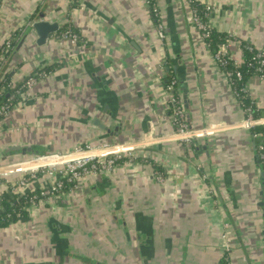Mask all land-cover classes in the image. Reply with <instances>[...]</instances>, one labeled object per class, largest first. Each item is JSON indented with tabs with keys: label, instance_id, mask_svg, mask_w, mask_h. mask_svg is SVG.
<instances>
[{
	"label": "crops",
	"instance_id": "crops-1",
	"mask_svg": "<svg viewBox=\"0 0 264 264\" xmlns=\"http://www.w3.org/2000/svg\"><path fill=\"white\" fill-rule=\"evenodd\" d=\"M198 1L211 7L204 19L225 35L220 47L231 57L240 58L246 45L264 50V0ZM152 2L163 12L164 36ZM152 2L2 1L0 51L8 39L18 42L4 56L0 80L20 85L39 72L48 75L3 118L0 161L8 162L0 167L16 163L15 146L33 145L39 154L86 144L134 149L110 174H88L32 204L27 216L0 224V264H223L228 227L234 247L227 244L226 251L237 253L239 264L259 263L261 169L244 107L186 1L160 0V8ZM39 20L59 22L43 45L32 28ZM67 28L79 34L76 45L59 38ZM172 78L188 125L216 124L214 134L189 143L175 139ZM246 88L264 119V77L251 75ZM22 175L0 173V209L3 198L18 192ZM54 180L40 173L24 191Z\"/></svg>",
	"mask_w": 264,
	"mask_h": 264
},
{
	"label": "built area",
	"instance_id": "built-area-1",
	"mask_svg": "<svg viewBox=\"0 0 264 264\" xmlns=\"http://www.w3.org/2000/svg\"><path fill=\"white\" fill-rule=\"evenodd\" d=\"M3 0H0V6ZM192 0H190L191 2ZM152 2V0H151ZM207 11L205 16H209L211 13V7L207 6ZM152 11L159 17V9L155 6L154 2H152ZM194 12V23L199 27L202 32L204 39L206 40L211 34V27L206 23L205 19L199 14L197 8H193ZM159 28L164 36V28L161 22L159 23ZM60 39L68 40L71 44L76 45L79 41V34L72 28H67L58 34ZM15 43L8 39L3 45L0 51V67L2 65L4 56L12 49H14ZM218 46V49L214 52V56L219 66L224 69L225 74L234 88V91L239 98L240 92L247 91L246 86L242 87L240 91L237 89V84L239 81L243 80V66L254 69L255 74L264 77V50L256 49L252 45H246L241 49V57L233 58L231 57L227 51L222 50V48ZM247 53H251L250 56H246ZM48 75L46 71L39 72L38 74L29 76L21 86L13 85L12 83L4 84L5 81L0 80V126L2 124L3 118H5L11 108V102L3 101V94L7 91V88L16 89L17 92H20L21 88H25L29 90L33 88L37 81L40 78H44ZM177 80L172 78L167 83V88L171 92V118L174 125L173 135L175 139L184 141V142H192L194 139L209 136L214 134L218 130V125H210L206 128H191L188 125L184 105L180 97L175 94L174 89L176 87ZM12 99V98H11ZM240 100V99H239ZM242 103V101H240ZM246 119L244 121V125L252 128L254 126H264V119L259 118L257 116V107L253 99H251L250 103L247 105H243ZM262 133H255L254 136L257 138L261 136ZM133 145L126 144H116V145H93L86 144L84 146H79L75 150L66 153H52V154H40L34 158H29L25 161L17 162L16 164L35 162L40 159H46L50 157H63L67 155H75L76 158H72V160H68L66 162H61L57 164H37L32 168L26 170L15 171L22 173V177L18 181V185L21 186V190L18 192L25 193L24 188L29 184L32 179L38 177V174L44 173L48 176L54 177L55 180L44 186L40 189V197L38 201L44 200L51 196H56L62 194L65 191V187L68 183L73 184L75 186L76 183L81 180L84 176L91 173H103L110 174L114 171L118 162L126 155H131L133 151ZM257 151L260 157L261 162L264 164V143L259 142L257 146ZM3 175H8L11 172L5 171L0 172ZM159 180H162V176H158ZM38 196L35 195L32 199L35 200ZM35 202V203H36ZM228 251V250H227ZM228 264H232L231 260Z\"/></svg>",
	"mask_w": 264,
	"mask_h": 264
},
{
	"label": "trees",
	"instance_id": "trees-1",
	"mask_svg": "<svg viewBox=\"0 0 264 264\" xmlns=\"http://www.w3.org/2000/svg\"><path fill=\"white\" fill-rule=\"evenodd\" d=\"M191 4H192V7L197 8V11L199 12V14L203 18H205L207 6L200 3L198 0H192ZM11 40L15 44H16V42H18V41H16L17 38L16 39L11 38ZM225 40H226L225 35H222L218 32H215L212 28H211L210 36L206 39L211 50L214 52L218 49V46L220 44L224 43ZM250 55H251V53H249V52L247 53V51H246V56H250ZM242 70H243L244 77H243V80L239 81L237 84V89L239 91L242 87L246 86L249 77L256 73L254 69H251V68L247 67L246 65L243 66ZM3 83L8 84L9 82L7 80V81H4ZM21 85H19V86H21ZM25 91H26L25 88H21L20 92H17L16 89L14 90L13 88L8 87L7 91L3 94L2 100L3 101L10 100L11 105L13 106L16 103V101L21 98V94L24 93ZM174 92H175V94H177L175 89H174ZM239 99H240V101H242L243 105H247L251 101V98H250L247 91L240 92ZM252 131H253V134L262 133V135L258 136L256 138V140H257V144H259V142L264 143V126H254V127H252ZM263 168H264V164H263ZM72 185L73 184L68 185V183H67V185L65 187V191L70 189L72 187ZM35 195H37L38 197L35 200H33L32 198ZM39 197H40V190H34L31 192H25V193H22V192L12 193L11 192V194L8 197H5L1 200L2 208L0 209V224L1 225H8L11 222H16L19 219L27 216L28 211H29L28 208L32 204H34L38 200ZM229 262H230V258L228 255H226L223 258V264H228Z\"/></svg>",
	"mask_w": 264,
	"mask_h": 264
},
{
	"label": "rangeland",
	"instance_id": "rangeland-1",
	"mask_svg": "<svg viewBox=\"0 0 264 264\" xmlns=\"http://www.w3.org/2000/svg\"><path fill=\"white\" fill-rule=\"evenodd\" d=\"M158 1V4H159V8L161 7V2H160V0H157ZM186 1V4L188 5V15H189V17H190V20L192 21V22H194V12H193V7H192V4L190 3V0H185ZM160 22H163V25H164V27H165V18H164V15H163V12H162V10H161V8H160ZM154 26H155V30L157 31V33H158V27H157V23H154ZM196 26V25H195ZM197 27V26H196ZM198 28V27H197ZM165 32H166V28H165ZM159 35V34H158ZM61 40H63V39H61ZM64 41H68V40H64ZM22 153H24V152H21L20 150H18V155L17 156H15L14 158H13V160H14V162H21V161H25V160H27V159H25V158H22V156H23V154ZM39 155V153H35V154H33V155H28V156H26V157H29V158H34V157H36V156H38ZM20 158V159H19ZM28 158V159H29ZM51 159H53V160H51L53 163L52 164H57V163H61V162H66L67 160H65V158H64V156L63 157H59V158H57V157H52ZM2 162H8L7 160H4V159H2L1 161H0V163H2ZM12 164H14V163H12ZM0 165H2V164H0ZM8 165H11V164H8ZM5 166H7V165H5ZM260 186H261V189H262V185H261V182H260ZM16 187V191H19L20 189H21V186L20 185H16L15 186ZM261 199H262V195H261ZM229 218L227 217L226 218V222L229 224ZM234 231H233V228H225L224 229V231H223V238H224V245L222 246V250H223V252L221 253L222 254V259L226 256V255H228L229 256V258H230V260H231V262L233 263V264H239V261L237 260V253H234V254H232V250L231 251H229V252H227L226 251V245L227 244H229V246H230V248L232 249L233 247H234V238H233V241H231V234L233 233ZM226 236V237H225ZM263 238H264V235H263ZM231 242V243H230ZM263 249H264V242H263ZM238 252L239 253H242L243 251L242 250H238ZM253 253V252H252ZM258 264H264V251H263V253L261 254V257H260V260H259V263Z\"/></svg>",
	"mask_w": 264,
	"mask_h": 264
},
{
	"label": "water",
	"instance_id": "water-1",
	"mask_svg": "<svg viewBox=\"0 0 264 264\" xmlns=\"http://www.w3.org/2000/svg\"><path fill=\"white\" fill-rule=\"evenodd\" d=\"M32 28L35 30V33L37 34L38 38L36 40L38 45H43L45 44L50 36L57 32L59 30V22H50L48 20H39L36 21L32 24ZM24 40H22L19 44V47L23 44ZM252 129V128H251ZM18 150L21 152H30V153H38L39 148L35 147L33 145L31 146H15ZM256 153H257V162L258 165L261 169V185H262V200L260 202V205L263 207V219H264V168H263V163L260 160L257 148H255ZM264 233V230H263Z\"/></svg>",
	"mask_w": 264,
	"mask_h": 264
},
{
	"label": "bare ground",
	"instance_id": "bare-ground-1",
	"mask_svg": "<svg viewBox=\"0 0 264 264\" xmlns=\"http://www.w3.org/2000/svg\"><path fill=\"white\" fill-rule=\"evenodd\" d=\"M77 156L75 155H67V156H64L65 160H72V158H76ZM52 157L50 158H46V159H40L38 161H35V162H28V163H22V164H11V165H7V166H2L0 167V172H5V171H8V172H15V171H20V170H26V169H29V168H32L33 166L37 165V164H52L53 162L51 160ZM34 164V165H33ZM28 165H31L29 167H26Z\"/></svg>",
	"mask_w": 264,
	"mask_h": 264
}]
</instances>
